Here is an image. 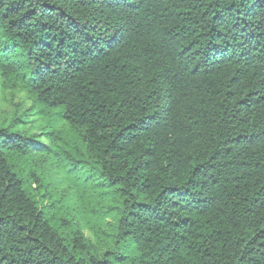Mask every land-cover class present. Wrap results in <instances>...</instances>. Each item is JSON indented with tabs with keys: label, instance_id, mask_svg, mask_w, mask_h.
I'll return each mask as SVG.
<instances>
[{
	"label": "trees",
	"instance_id": "trees-1",
	"mask_svg": "<svg viewBox=\"0 0 264 264\" xmlns=\"http://www.w3.org/2000/svg\"><path fill=\"white\" fill-rule=\"evenodd\" d=\"M19 94L0 264L126 259L68 218L81 169L113 203L84 229L136 264H264V0H0V102Z\"/></svg>",
	"mask_w": 264,
	"mask_h": 264
},
{
	"label": "rangeland",
	"instance_id": "rangeland-1",
	"mask_svg": "<svg viewBox=\"0 0 264 264\" xmlns=\"http://www.w3.org/2000/svg\"><path fill=\"white\" fill-rule=\"evenodd\" d=\"M21 100H25L24 94H19L15 98H13V105H10L8 103H1L0 102V113L3 112H9L12 110ZM30 105V102L24 104V108L28 107ZM64 139H67L70 147H64L63 150L67 153L66 156L61 157V164L67 165L71 164L72 162L78 163L82 159L77 158V152L76 149L78 148L77 144V137L73 136H62ZM75 139V141H74ZM80 150V149H79ZM83 165L81 163L77 164V168L82 167ZM87 171L85 169H81L79 172H76V174L73 176V179L71 180L72 183L77 187L79 190V193L83 196L76 198H72L70 202L67 203V206L69 208V215L68 218H73V223L75 225H78L81 229L83 234L90 238L91 244L99 249V251L105 252L106 250H109L110 252L114 253H122L126 259L123 260H112L111 264H136V251L135 247L133 245L122 243L118 248L113 247L112 245H109V237L112 235V230L105 226L103 227V236L97 237H91L87 229H84V227H99L98 219L96 218L97 214H99L100 211L105 212L107 211L108 207L112 206V200L111 197L108 195H104L106 192H109L110 189H106L105 187L101 186V182L99 179H90L87 182L83 181L84 178L88 176L86 174ZM67 186L64 184L62 188ZM85 196V197H84ZM116 195H113V197ZM113 212H108V215H111ZM108 215L105 218H108ZM108 221V220H106ZM82 226V227H81ZM72 228H64L62 229L61 233L66 235L70 234V230Z\"/></svg>",
	"mask_w": 264,
	"mask_h": 264
}]
</instances>
